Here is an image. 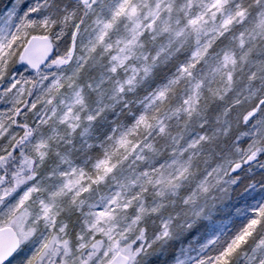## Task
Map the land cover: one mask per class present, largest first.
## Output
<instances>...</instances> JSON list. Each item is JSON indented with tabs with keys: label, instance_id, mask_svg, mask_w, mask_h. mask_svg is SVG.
<instances>
[{
	"label": "snow or ice",
	"instance_id": "6c2138e0",
	"mask_svg": "<svg viewBox=\"0 0 264 264\" xmlns=\"http://www.w3.org/2000/svg\"><path fill=\"white\" fill-rule=\"evenodd\" d=\"M5 9L0 264H264V0Z\"/></svg>",
	"mask_w": 264,
	"mask_h": 264
},
{
	"label": "rangeland",
	"instance_id": "374dc122",
	"mask_svg": "<svg viewBox=\"0 0 264 264\" xmlns=\"http://www.w3.org/2000/svg\"><path fill=\"white\" fill-rule=\"evenodd\" d=\"M6 0H0V5L2 7V3H5ZM15 2H19V0H15ZM33 2H36V0H33ZM40 3H44V0H39ZM49 4L56 6L60 4V0H48ZM7 23V12L5 8H1L0 9V27L5 26ZM213 191L215 192L216 190L213 189ZM212 193L209 194V199L211 198ZM201 203L203 204L204 202L201 201ZM171 211H173L174 213H178L179 214V218L176 221V225H174V227L177 228L178 230V226L180 224L183 223L184 219H185V210L181 205L177 204V206L174 209H170ZM160 248V245L157 246L156 249Z\"/></svg>",
	"mask_w": 264,
	"mask_h": 264
},
{
	"label": "trees",
	"instance_id": "16d2710c",
	"mask_svg": "<svg viewBox=\"0 0 264 264\" xmlns=\"http://www.w3.org/2000/svg\"><path fill=\"white\" fill-rule=\"evenodd\" d=\"M8 4V0H6L5 1V3H2V7H1V5H0V9L1 8H5V6ZM119 111V109L117 108V112ZM109 119L111 120V119H115V117H113L111 114H109ZM160 250V248H158V249H155L154 251H159Z\"/></svg>",
	"mask_w": 264,
	"mask_h": 264
}]
</instances>
